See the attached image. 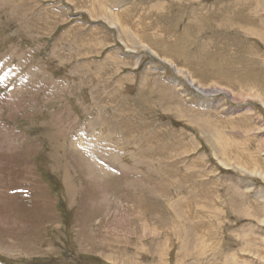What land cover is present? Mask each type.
Returning a JSON list of instances; mask_svg holds the SVG:
<instances>
[{
    "label": "rangeland",
    "instance_id": "374dc122",
    "mask_svg": "<svg viewBox=\"0 0 264 264\" xmlns=\"http://www.w3.org/2000/svg\"><path fill=\"white\" fill-rule=\"evenodd\" d=\"M263 36L264 0H0V264H264Z\"/></svg>",
    "mask_w": 264,
    "mask_h": 264
},
{
    "label": "bare ground",
    "instance_id": "6f19581e",
    "mask_svg": "<svg viewBox=\"0 0 264 264\" xmlns=\"http://www.w3.org/2000/svg\"><path fill=\"white\" fill-rule=\"evenodd\" d=\"M119 1V0H118ZM153 1V0H152ZM156 2V1H155ZM118 3V2H117ZM122 3V2H121ZM183 4V3H182ZM221 4V3H220ZM115 5V4H114ZM193 5V4H192ZM143 6V5H142ZM145 7V6H144ZM149 8V7H148ZM141 9V8H140ZM139 9V10H140ZM129 10H131V9H129ZM205 10V9H204ZM46 11V10H45ZM109 11V10H108ZM137 11V10H136ZM230 11V10H229ZM127 12V11H126ZM135 12H133V14H134ZM142 13V12H141ZM185 13V12H184ZM131 14H132V12H131ZM136 14V13H135ZM141 15V14H140ZM139 16V15H138ZM143 17V16H142ZM113 19V18H112ZM119 20V19H118ZM108 21V20H107ZM149 21V20H148ZM123 22V21H122ZM115 23V21L113 22V24ZM119 23V22H118ZM148 23V22H147ZM111 24V23H110ZM154 24V23H153ZM117 25V24H116ZM122 25V24H121ZM118 27V26H117ZM159 28V27H158ZM227 28V27H226ZM155 29V28H154ZM258 31V30H257ZM262 31V30H261ZM254 33V32H253ZM259 33V32H258ZM261 34V33H260ZM259 34V35H260ZM156 35V34H155ZM256 35V34H255ZM154 36V35H153ZM159 37V36H158ZM264 37V36H263ZM191 38V37H190ZM262 38V37H261ZM164 39V38H163ZM264 39V38H263ZM164 41V40H163ZM149 52H150V50H149ZM238 53V52H237ZM153 54V53H152ZM225 56V55H224ZM233 60V59H232ZM188 67V66H187ZM46 74V73H45ZM181 74V73H180ZM119 78V77H118ZM84 79V78H83ZM249 82V81H248ZM186 83V82H185ZM192 85H193V87H194V84L192 83ZM117 87V86H116ZM151 88V87H150ZM253 88V87H252ZM255 88L257 89V86H255ZM255 88H253V89H255ZM198 89L199 90H201V91H203V92H205L206 91V89L205 88H202L201 86H198ZM153 90V89H152ZM260 90V89H259ZM258 90V91H259ZM230 91V90H229ZM229 91L227 90V91H225V90H222V92H224V93H229ZM248 91V90H247ZM261 91V90H260ZM206 93V92H205ZM204 93V94H205ZM260 93V92H259ZM209 94V93H208ZM210 94H212V93H210ZM231 94V93H230ZM250 94V93H249ZM256 94V93H255ZM258 94V93H257ZM254 95V94H253ZM259 95V94H258ZM215 96V95H214ZM259 99H260V96H259ZM135 101V100H134ZM139 103V102H138ZM187 103V102H186ZM143 110V109H142ZM231 114V113H230ZM192 123H194V122H192ZM194 124H196V123H194ZM63 134H65V133H63ZM248 136V135H247ZM236 137V136H235ZM21 138V137H20ZM220 138V136H218V139ZM220 141H222V139L220 138ZM224 141V140H223ZM222 141V142H223ZM218 142H219V140H218ZM75 143V142H74ZM73 143V144H74ZM91 143V142H90ZM92 145V144H91ZM90 145V146H91ZM230 145V141L228 140V141H226L224 144H221L220 142H219V145H218V147L219 148H221V149H223L222 150V152H225L224 151V149H226L228 146ZM83 146V145H82ZM89 145H86V147L87 148H89L90 147ZM91 148V147H90ZM215 148H216V146H215ZM217 149V148H216ZM215 149V150H216ZM215 152V151H214ZM77 154V153H76ZM96 155V154H95ZM98 155V154H97ZM110 155V154H109ZM85 157V156H84ZM110 158V157H109ZM103 161V160H102ZM240 162V161H239ZM233 164V163H232ZM94 166H95V164H94ZM152 166V165H151ZM241 168V167H240ZM99 173V172H98ZM126 174V173H125ZM102 175V174H101ZM122 176V175H121ZM107 177V176H106ZM123 177V176H122ZM245 179V178H244ZM12 181V180H11ZM246 183V182H245ZM148 187V186H147ZM264 190V189H263ZM136 198V197H135ZM229 211V210H228ZM231 211V210H230ZM175 212V211H174ZM255 220V219H254ZM258 222V221H257Z\"/></svg>",
    "mask_w": 264,
    "mask_h": 264
}]
</instances>
